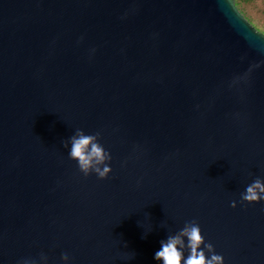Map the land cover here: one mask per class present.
<instances>
[{"label": "water", "instance_id": "water-1", "mask_svg": "<svg viewBox=\"0 0 264 264\" xmlns=\"http://www.w3.org/2000/svg\"><path fill=\"white\" fill-rule=\"evenodd\" d=\"M257 178L264 33L236 0H0V264H162L193 220L224 264H264Z\"/></svg>", "mask_w": 264, "mask_h": 264}, {"label": "clouds", "instance_id": "clouds-1", "mask_svg": "<svg viewBox=\"0 0 264 264\" xmlns=\"http://www.w3.org/2000/svg\"><path fill=\"white\" fill-rule=\"evenodd\" d=\"M259 66L252 65L246 75ZM99 136V132L88 135L83 131H77L71 138L69 156L71 160L78 162L79 170L85 177L95 173L100 180H106L112 172L109 166L111 155L98 142ZM241 200L247 204L264 201V181L259 178L254 180L247 186L246 191L241 193ZM236 206V202L233 201L231 207ZM185 252L188 253L186 257ZM62 260L64 264H68V255L64 254ZM155 260L162 264H224L223 257L215 253L213 245L205 243L200 226L194 220L187 222L177 234L169 235L165 241H161V248L155 253ZM23 264L34 262L25 260Z\"/></svg>", "mask_w": 264, "mask_h": 264}, {"label": "rangeland", "instance_id": "rangeland-1", "mask_svg": "<svg viewBox=\"0 0 264 264\" xmlns=\"http://www.w3.org/2000/svg\"><path fill=\"white\" fill-rule=\"evenodd\" d=\"M238 9L255 28L264 33V0L241 4Z\"/></svg>", "mask_w": 264, "mask_h": 264}, {"label": "trees", "instance_id": "trees-1", "mask_svg": "<svg viewBox=\"0 0 264 264\" xmlns=\"http://www.w3.org/2000/svg\"><path fill=\"white\" fill-rule=\"evenodd\" d=\"M255 0H236V5L238 8H241V4H249L254 2Z\"/></svg>", "mask_w": 264, "mask_h": 264}]
</instances>
